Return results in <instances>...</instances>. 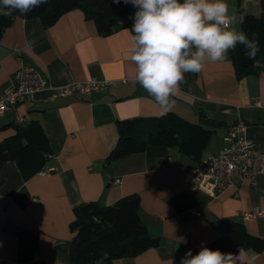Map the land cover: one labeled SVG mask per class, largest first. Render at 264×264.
I'll use <instances>...</instances> for the list:
<instances>
[{
	"label": "crops",
	"instance_id": "1",
	"mask_svg": "<svg viewBox=\"0 0 264 264\" xmlns=\"http://www.w3.org/2000/svg\"><path fill=\"white\" fill-rule=\"evenodd\" d=\"M227 3L235 15L239 8L254 15L264 11V0ZM131 37L128 28L99 34L79 8L47 26L37 17L17 16L3 30L0 96L16 83L22 65L45 73L48 85L18 104L16 112L22 123H41L51 154L43 167L47 173L28 178L14 161L0 166V264H70L73 208L90 200L110 205L134 194L138 215L158 244L111 264H180L189 249L196 254L217 239L225 219L242 221L248 233L264 238V213L241 217L242 211L264 212V171L214 193L189 187L198 161L177 147L149 145L105 164L118 138L117 120L160 115L154 98L135 81ZM91 77L112 84L87 94L58 95V87ZM186 80L171 112L212 130L201 159L225 145L224 135L237 119L246 122L247 138L264 153V69L238 78L228 53L223 62L187 73ZM14 114L0 113V141L14 133ZM244 252V264H264V249Z\"/></svg>",
	"mask_w": 264,
	"mask_h": 264
},
{
	"label": "trees",
	"instance_id": "2",
	"mask_svg": "<svg viewBox=\"0 0 264 264\" xmlns=\"http://www.w3.org/2000/svg\"><path fill=\"white\" fill-rule=\"evenodd\" d=\"M79 8L84 17L94 22L97 32L107 35L119 28L131 29L137 10L123 0H49L33 12L25 15L14 13L12 18L0 16V37L3 30L15 17L39 18L43 25L54 23L63 13ZM243 16L241 31L248 38L258 39L259 50L254 60L244 55V46L229 51L235 75L239 78L264 69V11L258 15L237 10ZM132 33V32H131ZM133 35V33H132ZM212 123L207 119L205 123ZM118 138L105 157V164L144 151L147 146L162 144L177 147L181 152L201 160L202 153L211 137L212 130L168 112L164 116L133 117L116 121ZM51 154V146L41 123L32 119L15 124L14 133L0 141V166L14 161L22 176L28 178L43 169ZM139 197L126 195L110 205H101L94 200L81 202L73 208L69 223L72 237L69 241L70 264H111L114 259L135 256L158 244L139 215ZM207 247L236 253L238 248L260 252L264 238L247 232L242 221L225 219L221 234Z\"/></svg>",
	"mask_w": 264,
	"mask_h": 264
},
{
	"label": "clouds",
	"instance_id": "3",
	"mask_svg": "<svg viewBox=\"0 0 264 264\" xmlns=\"http://www.w3.org/2000/svg\"><path fill=\"white\" fill-rule=\"evenodd\" d=\"M49 0H0V16L27 15ZM119 3L120 0H115ZM137 10L131 29L130 60L135 81L154 98L161 116L175 105L174 97L187 73H200L209 62H223L229 51L244 46L254 60L258 39L236 29L244 17L233 14L227 0H123ZM246 253L234 254L203 246L189 249L180 264H244Z\"/></svg>",
	"mask_w": 264,
	"mask_h": 264
},
{
	"label": "built area",
	"instance_id": "4",
	"mask_svg": "<svg viewBox=\"0 0 264 264\" xmlns=\"http://www.w3.org/2000/svg\"><path fill=\"white\" fill-rule=\"evenodd\" d=\"M125 81V79H122ZM112 84V80L91 77L83 81H72L58 87V95L71 96L74 93L87 94L98 91ZM48 85L44 72L33 65H22L17 71L16 83L0 96V113L14 111V123L21 124L23 117L16 112V107L23 101L32 98L33 94ZM247 124L237 119L224 135L225 145L214 155L201 159L193 169L188 180L191 189L202 186L218 193L234 186L242 179L252 177L264 171V153L246 136ZM38 173H47L41 169ZM116 179L115 182H118ZM36 200L35 197L32 198ZM197 214V212H194ZM262 210L242 211L241 217L246 220L263 215ZM1 263V259H0Z\"/></svg>",
	"mask_w": 264,
	"mask_h": 264
}]
</instances>
